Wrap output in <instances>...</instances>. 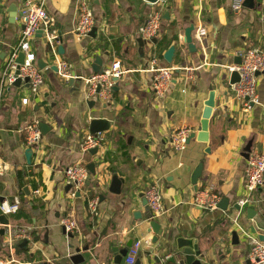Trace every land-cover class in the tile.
Masks as SVG:
<instances>
[{"label": "crops", "instance_id": "crops-1", "mask_svg": "<svg viewBox=\"0 0 264 264\" xmlns=\"http://www.w3.org/2000/svg\"><path fill=\"white\" fill-rule=\"evenodd\" d=\"M78 1L46 0L55 34L58 38L61 34L63 41H56L52 49L43 34L32 39L38 68L40 61L45 64L44 86L34 94L24 83L21 87L6 83L9 57L22 36L23 1L0 0V156L10 168L0 176V202L21 201L19 212L6 216L8 226L0 221V229L6 228L0 264H71L76 248L89 249L82 252L85 262L81 264H115L118 251L132 240L149 241L134 264H169L170 248L179 238L197 241L208 264H247L251 240L261 241L264 236V185L248 196V160L242 151L251 140L253 153L264 151V73L258 76L259 104L245 113L230 84L229 68L239 63L243 50H264V0L240 12L233 11L232 0H206L201 14L197 0H164L155 5L144 0H90L99 32L96 38L81 41L74 36ZM13 6L17 13L12 12ZM155 12H161L163 19L157 44L146 42L141 47L138 30ZM192 24L196 53L182 42ZM200 31L204 33L198 40ZM161 42L165 45L158 49ZM172 46L176 54L169 65L164 53ZM97 56L103 71L114 62L125 71L119 91H112L107 101L89 99L84 82L71 85L53 68L58 60L65 61L73 72L88 78ZM153 59L161 66L196 69L195 77L186 79L183 69L176 71L171 90L158 98L151 89L154 74L148 71ZM212 92L216 105L209 142L194 139L185 151L176 152L173 134L185 127L198 132ZM25 99L29 104H24ZM93 119L110 122L96 155L82 149ZM35 121L45 122L52 132L43 136L28 165L24 129ZM77 164L85 165L90 174L81 192L73 185L70 188L63 175ZM91 164L96 165L95 175L88 168ZM200 164L203 172L196 189L191 178ZM113 171L123 180L121 195L109 192ZM151 186L160 190L165 208L156 219L162 227L156 244L145 217L149 210L143 205ZM202 191L219 195L220 202L227 198L228 211L195 206L194 199ZM94 198L99 199L97 217L89 210ZM246 199L249 204L234 209ZM249 209L257 212L253 219ZM134 211L143 214L142 220H135ZM66 217L77 223L74 238L61 225ZM12 231H23L27 238L10 245ZM234 231L239 235L237 244ZM121 264H127L126 257Z\"/></svg>", "mask_w": 264, "mask_h": 264}, {"label": "built area", "instance_id": "built-area-1", "mask_svg": "<svg viewBox=\"0 0 264 264\" xmlns=\"http://www.w3.org/2000/svg\"><path fill=\"white\" fill-rule=\"evenodd\" d=\"M23 8L21 11V20L23 31L20 40V45L10 55L6 67L5 75L7 76L6 83L8 86L13 85L17 78L28 79V87L32 93H38L44 86V75L42 70L38 68L36 55L31 51L32 39L39 32L45 36L52 49H55L54 43L58 39L55 34V20L48 14L46 10V0H22ZM206 0H197L199 12L201 14L202 7ZM245 0H232V9L234 12L242 11ZM264 22V18L262 19ZM162 14L155 12L148 20L139 28L138 35L146 42H152L159 36L162 27ZM95 27H99L96 21L94 12L91 8L90 0H79L77 6V22L74 30V36L81 41L87 39ZM203 31L197 35V39L201 40ZM25 53V62L19 69V76L15 75L18 64L17 59L19 53ZM242 63L230 67L231 73L237 72L239 82L232 85L235 98L240 102L245 113H249L254 105L259 104L258 95V76L264 73V50L258 47H250L240 53ZM58 75L61 79L69 81L73 75L72 66L65 61L58 60L57 62ZM183 69L186 73L185 78L193 80L196 69L193 68H177L175 66H161L157 59H153L150 63L149 72L154 74L151 89L158 98H164L172 88L176 71ZM125 74L120 63L114 62L108 70L100 74H92L88 78H83L86 86L87 97L89 99L98 97L101 100H109L113 87L115 86L114 79H120ZM100 92L98 93V89ZM24 104H29V100L25 99ZM25 143L28 149L33 150L37 147L42 138V132L39 127V122L35 121L24 129ZM195 133V130L185 127L173 134L171 144L176 152H183L187 148V141L190 136ZM102 134H88L85 137L82 149L88 152L95 148L100 149L104 144ZM10 168L4 159L0 156V176H4L9 172ZM63 175L68 184L73 185L76 191H83L90 174L87 167L83 164L71 166L63 171ZM264 185V151L254 152L248 160V165L245 170V188L248 196H251L258 188ZM148 201V207L154 219H158L165 214L163 206V198L157 186H151L145 193ZM221 198L219 195L211 191L199 192L195 199L194 205L205 210H216ZM250 203V199L240 202V206H245ZM21 201L16 198L13 202H0V214L4 216L14 215L19 212ZM99 199L94 198L89 201L90 213L97 217L99 216ZM61 225L66 232L73 234L77 231L78 226L75 220L66 217L61 221ZM27 238L23 231H12L9 233L10 245L18 239ZM28 240V239H27ZM149 245L148 240H139L134 242L126 256L127 264H134L138 258L142 248ZM250 253L247 258V264H264V242L257 239L250 242Z\"/></svg>", "mask_w": 264, "mask_h": 264}, {"label": "water", "instance_id": "water-1", "mask_svg": "<svg viewBox=\"0 0 264 264\" xmlns=\"http://www.w3.org/2000/svg\"><path fill=\"white\" fill-rule=\"evenodd\" d=\"M147 3L150 4H158L160 1H164V0H144ZM255 1L256 0H245L244 3V7L248 8V9H254V5H255ZM12 12L17 13V7L13 6L12 7ZM10 10V11H11ZM195 31V26L192 24L190 25L186 30H185V34H184V39H183V43L185 45L188 46L190 52L192 53H196L197 52V47L194 43V39H193V33ZM99 32V28L95 27L92 32L90 33V36L93 38H96ZM40 34V32H39ZM58 42H62V36L60 34L59 38L56 40ZM140 46H144L146 44V41L144 40H138ZM154 44H157V39L153 40ZM59 53L60 55L64 54V48L63 46L59 47ZM175 54H176V47L172 46L170 47L165 53H164V59L166 61V63H168L169 65H172L174 62V58H175ZM239 63L237 65H240L242 63V57L239 58ZM25 62V53L20 52L18 59H17V64H18V68L17 71L15 72V75L18 77L20 72L19 69L22 65H24ZM102 59L97 56L95 59L94 64L91 66V71L93 74H100L101 72H103L102 70ZM39 67L41 70H43L45 68V64L44 62L40 61L39 62ZM55 71L58 70L57 66L53 67ZM82 71V70H81ZM83 78H86L83 74V72H79V71H74L72 78L69 80V83L71 85H74L76 82H80L83 83ZM28 79L25 80V85L28 87ZM114 82L116 83V86L113 87L112 91H119L118 88V82L119 79H114ZM239 82V75L237 72H233L231 75V85H234L236 83ZM23 84L22 79L17 78V80L13 83V86L15 87H21ZM100 92V88L98 89V93ZM216 105V100H215V93L212 92L210 94L209 100L206 103V107L204 110V114H203V118L200 124V127L198 129V132L193 133L190 138L187 141V144H189L192 140L197 139L199 142L201 143H208L209 139H210V133H209V129H210V119L212 117V113H213V109L215 108ZM39 127L40 130L42 132L43 136H46L47 134H49L50 132H52V128L46 124L45 122H39ZM110 129V122H108L107 120H103V119H93L90 122V134L92 135H98V134H103L105 132H107ZM37 148V147H35ZM99 149L95 148L93 150H90V153L92 155H96L98 153ZM243 156L246 160L250 159L251 154L253 153V140H251L250 142H248L245 147L243 148ZM25 156L27 159V163L28 165L32 164V158L34 156V150L32 148L27 149L25 151ZM89 170L91 171L92 174H96V165L95 164H91L89 165ZM203 172V164H200L193 172L192 174V184L195 186V188L197 189V183L198 180L200 179L201 175ZM70 188H72V185L69 186ZM122 187H123V180L119 178V176L117 175L116 171H113V176H112V181L109 187V192L114 194V195H121L122 194ZM145 197V196H144ZM103 200V198H102ZM143 205L148 208V201L146 199V197L143 200ZM230 205V201L227 198H224L221 202H219L218 204V208L221 209L224 212L228 211ZM234 209L237 211L241 210V206L239 204H236L234 206ZM256 211L254 209H249L248 210V214L250 219H253L254 216H256ZM134 218L136 221H140L143 218V214L140 211H134ZM147 222L149 223L150 226V231H153L155 233V236L153 238V243L156 244L158 242V238H159V234L161 232V225L157 222L156 219L153 218L152 213L150 212V210L146 213L145 215ZM0 221L2 223L3 226H8V221L6 220V216H2L0 218ZM64 232L66 234H68L65 230V228H63ZM6 235V228H2L0 229V246L2 244L1 238L5 237ZM69 236L71 238H74V236H72V234ZM233 240L235 241L234 243L237 244L239 243V235L238 232L234 231L233 234ZM260 240L261 242H264V236H260ZM27 240L24 242V244L27 245ZM134 244V241H130L127 245V248L122 250V251H118V254L115 258L114 263L115 264H121L123 259L127 256L129 249L132 247V245ZM171 245V241L167 242V248H169ZM89 249L88 248H76L75 249V254L70 257V262L71 264H81L85 262L84 256L82 255V252H87ZM172 254L171 257L167 260V262L169 264H208V257L206 254L202 253L201 250H199L198 248V242H191L190 240H186L184 238H179L176 241V245H174V248H170ZM32 259H34L35 257L32 255L31 256ZM33 264H52L49 263L48 261H41V262H34Z\"/></svg>", "mask_w": 264, "mask_h": 264}, {"label": "trees", "instance_id": "trees-1", "mask_svg": "<svg viewBox=\"0 0 264 264\" xmlns=\"http://www.w3.org/2000/svg\"><path fill=\"white\" fill-rule=\"evenodd\" d=\"M164 45H165V44L161 42V43H159L157 46L161 49V48L164 47Z\"/></svg>", "mask_w": 264, "mask_h": 264}, {"label": "rangeland", "instance_id": "rangeland-1", "mask_svg": "<svg viewBox=\"0 0 264 264\" xmlns=\"http://www.w3.org/2000/svg\"><path fill=\"white\" fill-rule=\"evenodd\" d=\"M157 48L159 49V47L157 46Z\"/></svg>", "mask_w": 264, "mask_h": 264}]
</instances>
